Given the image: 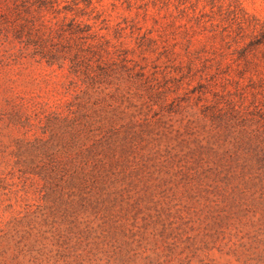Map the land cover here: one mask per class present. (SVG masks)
Segmentation results:
<instances>
[{
  "label": "rangeland",
  "instance_id": "rangeland-1",
  "mask_svg": "<svg viewBox=\"0 0 264 264\" xmlns=\"http://www.w3.org/2000/svg\"><path fill=\"white\" fill-rule=\"evenodd\" d=\"M80 9L0 38V264H264V0Z\"/></svg>",
  "mask_w": 264,
  "mask_h": 264
},
{
  "label": "trees",
  "instance_id": "trees-1",
  "mask_svg": "<svg viewBox=\"0 0 264 264\" xmlns=\"http://www.w3.org/2000/svg\"><path fill=\"white\" fill-rule=\"evenodd\" d=\"M81 3L90 7L92 0H0V38L25 48L32 47L33 54L41 56L47 64L69 59L77 71L81 62L79 54L71 57L67 54L70 52L56 50L53 46L56 39L70 44L77 42L73 37L78 33L90 31L91 27L79 20L84 11L80 9ZM80 34L78 39L92 38L84 34L79 37Z\"/></svg>",
  "mask_w": 264,
  "mask_h": 264
}]
</instances>
